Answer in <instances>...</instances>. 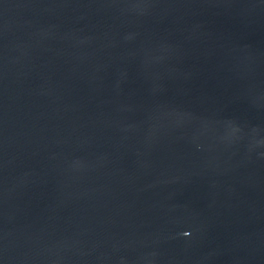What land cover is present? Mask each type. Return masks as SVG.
I'll list each match as a JSON object with an SVG mask.
<instances>
[{"label": "water", "instance_id": "1", "mask_svg": "<svg viewBox=\"0 0 264 264\" xmlns=\"http://www.w3.org/2000/svg\"><path fill=\"white\" fill-rule=\"evenodd\" d=\"M0 264H264V0H0Z\"/></svg>", "mask_w": 264, "mask_h": 264}]
</instances>
